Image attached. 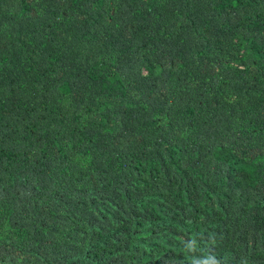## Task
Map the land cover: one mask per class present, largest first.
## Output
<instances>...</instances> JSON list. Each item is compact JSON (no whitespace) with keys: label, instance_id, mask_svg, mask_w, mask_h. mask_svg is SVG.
Segmentation results:
<instances>
[{"label":"trees","instance_id":"1","mask_svg":"<svg viewBox=\"0 0 264 264\" xmlns=\"http://www.w3.org/2000/svg\"><path fill=\"white\" fill-rule=\"evenodd\" d=\"M264 264V0H0V264Z\"/></svg>","mask_w":264,"mask_h":264},{"label":"clouds","instance_id":"2","mask_svg":"<svg viewBox=\"0 0 264 264\" xmlns=\"http://www.w3.org/2000/svg\"><path fill=\"white\" fill-rule=\"evenodd\" d=\"M215 264H220V261H215Z\"/></svg>","mask_w":264,"mask_h":264}]
</instances>
